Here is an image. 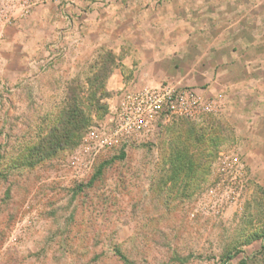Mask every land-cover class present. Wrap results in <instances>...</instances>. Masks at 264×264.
<instances>
[{"label":"rangeland","instance_id":"rangeland-1","mask_svg":"<svg viewBox=\"0 0 264 264\" xmlns=\"http://www.w3.org/2000/svg\"><path fill=\"white\" fill-rule=\"evenodd\" d=\"M166 83L201 107L92 148L123 92ZM71 91L99 106L48 154ZM242 262L264 264V0H0V264Z\"/></svg>","mask_w":264,"mask_h":264},{"label":"built area","instance_id":"built-area-1","mask_svg":"<svg viewBox=\"0 0 264 264\" xmlns=\"http://www.w3.org/2000/svg\"><path fill=\"white\" fill-rule=\"evenodd\" d=\"M200 107V99L192 91L177 90L169 83L156 88L127 90L109 108L103 122L91 129L87 139L99 152L118 140L153 130L161 119L167 120L177 114L189 115Z\"/></svg>","mask_w":264,"mask_h":264},{"label":"trees","instance_id":"trees-1","mask_svg":"<svg viewBox=\"0 0 264 264\" xmlns=\"http://www.w3.org/2000/svg\"><path fill=\"white\" fill-rule=\"evenodd\" d=\"M111 60L113 61V59ZM108 75V66L106 64H101L100 67L95 70L93 76L105 80ZM96 92H100V97H105V95H103L104 91L101 83L96 86ZM86 102H90V104H94V106L97 107L99 99L93 97L91 100L85 101L82 96L80 97L75 91H71L67 95V100L58 121L38 140V143L36 144L37 147H39L40 150H47L48 154H54L59 150L73 147L80 139L82 131L88 125L89 116L86 115L83 110V106ZM241 264H244V262Z\"/></svg>","mask_w":264,"mask_h":264},{"label":"crops","instance_id":"crops-1","mask_svg":"<svg viewBox=\"0 0 264 264\" xmlns=\"http://www.w3.org/2000/svg\"><path fill=\"white\" fill-rule=\"evenodd\" d=\"M138 60H139L141 63H143V64H145V63L148 62V58H146V57L144 58L142 55H139ZM125 64H126V62H125ZM122 86H123L122 83H120V81L117 80V78L113 77V78L110 80V82H109L108 90H114V88H116V89H121Z\"/></svg>","mask_w":264,"mask_h":264}]
</instances>
